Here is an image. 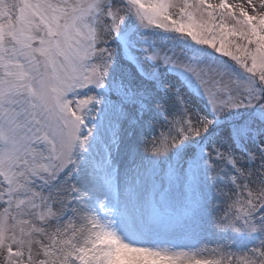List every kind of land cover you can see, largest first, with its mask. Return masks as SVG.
I'll return each mask as SVG.
<instances>
[{
  "label": "snow or ice",
  "instance_id": "6c2138e0",
  "mask_svg": "<svg viewBox=\"0 0 264 264\" xmlns=\"http://www.w3.org/2000/svg\"><path fill=\"white\" fill-rule=\"evenodd\" d=\"M0 264H264V0H0Z\"/></svg>",
  "mask_w": 264,
  "mask_h": 264
}]
</instances>
